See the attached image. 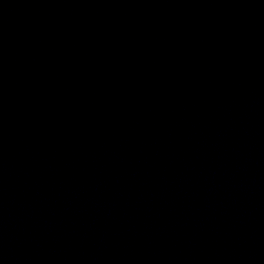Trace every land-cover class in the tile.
Here are the masks:
<instances>
[{
  "label": "water",
  "instance_id": "95a60500",
  "mask_svg": "<svg viewBox=\"0 0 264 264\" xmlns=\"http://www.w3.org/2000/svg\"><path fill=\"white\" fill-rule=\"evenodd\" d=\"M0 264H264V0H0Z\"/></svg>",
  "mask_w": 264,
  "mask_h": 264
}]
</instances>
